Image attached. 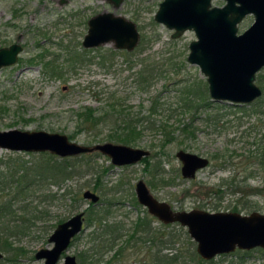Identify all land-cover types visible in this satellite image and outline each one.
I'll use <instances>...</instances> for the list:
<instances>
[{"label": "rangeland", "instance_id": "1", "mask_svg": "<svg viewBox=\"0 0 264 264\" xmlns=\"http://www.w3.org/2000/svg\"><path fill=\"white\" fill-rule=\"evenodd\" d=\"M161 1L123 0L120 7L113 8L107 0H0V47L13 43L22 46L17 63L0 69L1 131L44 130L65 134L75 143L91 145V135L106 134L108 127L76 131V115L81 109L100 110L115 102L124 109L130 107L131 111L144 112L151 94L158 95L154 117L157 123L167 117L168 125L178 128L188 124L194 131L193 136L182 137L177 135L176 129L172 141L163 148L159 132H146L136 146H129L148 149L149 162L141 160L133 165L117 166L107 156L96 152L89 157H69L70 162L82 165L81 171L61 182L59 187L61 191L67 189L72 193L52 203H42L50 217L34 222L25 234L15 238L14 243L26 251L15 264H43L42 260L34 258V253L41 248H51L48 237L59 219L65 221L88 208L90 202L82 198L87 189L98 194L101 201L112 202L108 219L120 221L123 234L138 216L144 215L145 208L138 204L134 191L139 179L153 196L175 210L264 214V108L252 103L244 107L222 102L207 108L211 115L218 116L209 120L200 108L194 115L181 113L178 91H183L180 90L182 80H190L192 89L197 92L207 89V81L199 67L187 61L188 45L196 39L194 31L187 30L173 39V30L154 21ZM224 4L223 0L211 1L212 6ZM103 12L134 22L139 41L132 51L116 50L111 43L91 49L82 47L88 20ZM253 21V15L245 16L237 25L238 33ZM110 49L129 54L117 53L110 60L100 58ZM74 53L85 58L76 68L68 65ZM142 60L146 64L147 60L167 64L164 74L149 80L148 92L135 82V71L140 69ZM255 83L264 88V67L256 74ZM179 149L206 157L208 166L198 170L191 180L182 178L181 164L175 156ZM11 152L0 149V158L19 153L25 159H32L40 154ZM102 170L101 176H97ZM49 188L56 191L58 187L50 185ZM160 225L154 218L152 226ZM179 227H171L178 234L174 248L183 251V260L175 264H198L188 251L190 237L186 228L180 230ZM93 228L85 224L63 256H77L78 252L90 248ZM125 238L123 235L121 240ZM135 249L139 248H131L132 254L116 264H147L144 250ZM260 249L236 250L204 261L205 264H264V251ZM166 252L162 249L163 254ZM62 263L61 259L58 264Z\"/></svg>", "mask_w": 264, "mask_h": 264}, {"label": "water", "instance_id": "2", "mask_svg": "<svg viewBox=\"0 0 264 264\" xmlns=\"http://www.w3.org/2000/svg\"><path fill=\"white\" fill-rule=\"evenodd\" d=\"M212 0H163L154 14V21L173 30L171 38L193 30L196 36L189 45L187 61L197 65L206 76L210 99L234 105H250L262 95L255 83L256 74L264 67V0H223V6H212ZM113 8L123 0H107ZM253 23L238 33L237 25L247 15ZM88 29L82 40L85 49L111 43L116 50L132 51L139 41V32L131 20L112 12L99 13L88 20ZM22 46L18 43L0 48V69L17 63ZM0 149L12 152H48L59 158L74 157L98 152L107 156L117 166L133 165L148 157V149L131 147L110 141L84 145L70 141L65 134L44 130H0ZM180 174L191 180L198 170L209 164L206 157L177 150ZM137 202L163 224L186 228L195 242L196 253L203 260H211L235 249L264 248V214L251 212H208L200 209L175 210L165 201L155 198L143 180L135 184ZM85 200L92 204L99 196L85 190ZM84 211L75 213L56 225L48 237L51 248H41L34 253L43 264H79L75 255L67 252L72 239L84 227ZM3 253L0 252V260Z\"/></svg>", "mask_w": 264, "mask_h": 264}, {"label": "trees", "instance_id": "3", "mask_svg": "<svg viewBox=\"0 0 264 264\" xmlns=\"http://www.w3.org/2000/svg\"><path fill=\"white\" fill-rule=\"evenodd\" d=\"M82 51L86 52L87 50L82 49ZM117 53L129 54L110 49L106 54L100 55V58L110 60ZM84 61L85 58L74 53L68 65L76 68ZM147 61L149 62L146 64L142 60L140 69L135 71L136 86H142L146 92L149 91V80H152L156 75L164 74V67L167 65L160 61L155 63ZM180 90H183L178 91L181 113L187 112L194 115L195 111L197 112L200 108L203 114H206L204 115L206 120L218 117L211 115L213 113L208 112V109L214 104L222 102L212 101L206 88L197 92L192 89L190 80H182ZM261 96V99L255 100L252 106L264 108V88ZM157 104L158 95L151 94L150 104L144 112L141 110L131 111L130 107L124 109L115 102L106 104V107L100 110L84 107L76 115V131L89 132L98 126L107 125L106 134H93L89 138L90 142L110 141L135 146L146 132H159L163 137L161 148L172 141L174 131L178 130L177 135H182V137L193 136L194 131L188 124L176 128L167 124L169 122L167 117L157 123L154 120ZM192 121L189 119V122ZM81 156L89 157L91 154H82ZM150 157L142 160L149 162ZM146 165L149 167L147 163ZM80 166L82 165L70 162L69 157L57 158L46 152L40 153L38 157L35 156L32 159H25L19 153L6 156L5 159L4 157L0 158V252L3 253L0 264H15L19 257L26 255L25 249L14 243L15 238L25 234L34 222L46 221L50 217L49 211L42 203H52L72 193L67 189L61 191L62 188L59 185L80 173ZM104 170L100 171L97 176H101V172ZM50 185H56L57 190L50 189ZM76 200L75 196L74 201ZM112 206V202H103L100 199L96 205L90 203L85 209V224L88 227H94L90 234L93 243L90 248L77 253L79 264H116L120 259H127L132 254L129 250L134 247L139 248L134 251L144 250L143 255L148 259V264H175L178 260H183L181 259L183 251L174 248L178 242V234L171 229L173 226L180 225L161 223L160 226L153 227L154 218L144 210V215L138 216L132 222L131 228L125 230L126 232L123 234L124 228H122L121 222L108 219ZM57 222H62V219ZM181 227H179L180 230H182ZM123 235L126 238L121 240ZM78 237L79 235L72 240L70 246ZM188 244L190 245L188 251L191 259L197 260L198 264H205L206 260L201 259L193 249L195 243L191 238L188 239ZM162 249L167 252L163 254Z\"/></svg>", "mask_w": 264, "mask_h": 264}, {"label": "flooded vegetation", "instance_id": "4", "mask_svg": "<svg viewBox=\"0 0 264 264\" xmlns=\"http://www.w3.org/2000/svg\"><path fill=\"white\" fill-rule=\"evenodd\" d=\"M5 47H6V46H5ZM0 48H1V47H0ZM260 97H261V96H260ZM260 97H259V98H260ZM104 142H106V141H104ZM97 143H101V142H97ZM113 143H114V142H113ZM124 145H125V144H124ZM128 146H129V145H128ZM144 149H146V148H144ZM96 153H98V152H96ZM90 154H92V153H90ZM81 155H82V154H81ZM144 158H145V157H144ZM139 180H142V179H139ZM144 183H145V182H144ZM135 184H136V183H135ZM146 186H147V185H146ZM87 190H88V189H87ZM84 191H85V190H84ZM90 191H91V190H90ZM134 191H135V188H134ZM92 192H93V191H92ZM94 193H95V192H94ZM97 195H98V194H97ZM135 195H136V194H135ZM98 196H99V195H98ZM154 197H155V196H154ZM82 198H83V197H82ZM155 198H156V197H155ZM99 200H100V197H99ZM136 200H137V199H136ZM88 201H89V200H88ZM160 201H161V200H160ZM89 202H90V201H89ZM98 202H99V201H98ZM98 202H97V203H98ZM90 203H91V202H90ZM97 203H96V204H97ZM96 204H93V205H96ZM138 204H139V203H138ZM141 206H142V205H141ZM142 207H143V206H142ZM171 207H172V206H171ZM172 208H173V207H172ZM145 210H146V208H145ZM82 211H84V210H82ZM79 212H80V211H79ZM84 212H85V211H84ZM146 212H147V210H146ZM252 212H258V211H252ZM77 213H78V212H77ZM147 213H148V212H147ZM238 213H239V212H238ZM250 213H251V212H250ZM250 213H249V214H250ZM259 213H260V212H259ZM148 214H149V213H148ZM73 215H74V214H73ZM149 215H150V214H149ZM243 215H244V214H243ZM150 216H151V215H150ZM69 218H70V217H69ZM153 218H154V217H153ZM155 219H156V218H155ZM156 220H157V219H156ZM62 222H63V221H62ZM60 223H61V222H60ZM84 223H85V214H84ZM84 223H83V225H82V228L85 227V224H84ZM160 223H161V222H160ZM58 224H59V223H58ZM58 224H57V225H58ZM162 224H163V223H162ZM83 230H84V229H83ZM79 235H80V234H79ZM77 236H78V235H77ZM75 237H76V236H75ZM75 237H74V238H75ZM74 238H73V239H74ZM73 239H72V240H73ZM71 242H72V241H71ZM70 244H71V243H70ZM69 246H70V245H69ZM68 248H69V247H68ZM255 248H261L262 250H261V249H260V250H261V251H264V248H262V247H254V248H251V249H255ZM251 249H249V250H251ZM236 250H241V249H237V248H236L235 251H236ZM245 250H247V249H245ZM65 253H66V252H65ZM231 253H232V252H231ZM63 254H64V253H63ZM229 254H230V253H229ZM65 255H66V254H65ZM65 255H64V256H65ZM221 255H225V254H221ZM64 256L62 255V257H64ZM218 256H220V255H218ZM75 257H76V256H75ZM76 259H77V257H76ZM77 261H78V260H77ZM78 263H79V262H78ZM146 263L148 264V259H147V262H146Z\"/></svg>", "mask_w": 264, "mask_h": 264}, {"label": "bare ground", "instance_id": "5", "mask_svg": "<svg viewBox=\"0 0 264 264\" xmlns=\"http://www.w3.org/2000/svg\"><path fill=\"white\" fill-rule=\"evenodd\" d=\"M256 77V76H255ZM208 90V89H207ZM210 97V96H209ZM80 156V155H79ZM75 157V156H74ZM187 231V230H186ZM195 243V242H194ZM196 251V250H195ZM207 261V260H206Z\"/></svg>", "mask_w": 264, "mask_h": 264}]
</instances>
